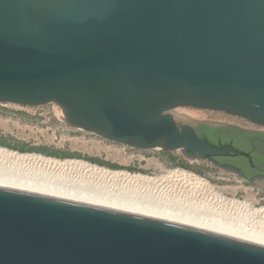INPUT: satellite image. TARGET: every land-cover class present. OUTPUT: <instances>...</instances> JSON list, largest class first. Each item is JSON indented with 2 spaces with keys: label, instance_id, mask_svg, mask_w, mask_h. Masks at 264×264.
Masks as SVG:
<instances>
[{
  "label": "water",
  "instance_id": "1",
  "mask_svg": "<svg viewBox=\"0 0 264 264\" xmlns=\"http://www.w3.org/2000/svg\"><path fill=\"white\" fill-rule=\"evenodd\" d=\"M0 103L59 104L73 127L264 186L219 164L239 151L197 126L249 149L235 129L176 113L264 126V0H0ZM0 264H264V245L0 187Z\"/></svg>",
  "mask_w": 264,
  "mask_h": 264
},
{
  "label": "bare ground",
  "instance_id": "2",
  "mask_svg": "<svg viewBox=\"0 0 264 264\" xmlns=\"http://www.w3.org/2000/svg\"><path fill=\"white\" fill-rule=\"evenodd\" d=\"M184 119L196 115L187 111ZM0 187L151 216L264 245V206L229 198L183 168L161 176L0 146Z\"/></svg>",
  "mask_w": 264,
  "mask_h": 264
},
{
  "label": "rangeland",
  "instance_id": "3",
  "mask_svg": "<svg viewBox=\"0 0 264 264\" xmlns=\"http://www.w3.org/2000/svg\"><path fill=\"white\" fill-rule=\"evenodd\" d=\"M181 110L194 113L196 118L193 121L220 122L228 124V126L264 131V126L249 120L187 107L178 108L176 111ZM1 138L11 143L27 144L30 147L45 146L82 155L81 157H65L67 159H81L95 164L89 158L99 157L119 165L118 168H111L96 163V165L111 170H125L131 173L161 176L172 172L176 168H183L208 181L223 196L249 202L257 208L264 206V186L260 184L241 179L236 175L205 163L192 161L183 156L179 150L137 149L73 127L62 121L59 104L47 103L38 106H23L0 103ZM6 148L19 153L42 154L31 150L20 151ZM42 155L47 157L45 154Z\"/></svg>",
  "mask_w": 264,
  "mask_h": 264
},
{
  "label": "flooded vegetation",
  "instance_id": "4",
  "mask_svg": "<svg viewBox=\"0 0 264 264\" xmlns=\"http://www.w3.org/2000/svg\"><path fill=\"white\" fill-rule=\"evenodd\" d=\"M203 125H208V124H204V123L199 124L197 126L199 133L201 132L200 128ZM208 126L216 127L212 125H208ZM230 127L235 130H239L241 132L251 133V136L248 139H246L249 141V149H247L248 154L242 155L240 150L231 141H224L225 145L233 146L239 151V153L235 156L225 155V156H215L214 158L219 162V164H229V165L238 166L242 171H244L247 174L249 178H252L256 175H263L264 174V132L250 131L246 129H241L236 126H230ZM216 142L220 144L222 143L220 139L219 141ZM99 159L100 161L106 163L105 166L107 165V163L113 164L107 160L101 158ZM214 165L216 168L224 170L220 165H216V164ZM238 177L250 182V180H248L243 176H238Z\"/></svg>",
  "mask_w": 264,
  "mask_h": 264
},
{
  "label": "trees",
  "instance_id": "5",
  "mask_svg": "<svg viewBox=\"0 0 264 264\" xmlns=\"http://www.w3.org/2000/svg\"><path fill=\"white\" fill-rule=\"evenodd\" d=\"M205 129H208L209 132H205ZM201 132L199 133L201 136H203L205 139L209 140L211 143L216 144L220 147L225 146L224 140L223 138L220 136L222 133L225 132L224 129H219V131H217L218 129H215L213 127H210L208 125H203L200 128ZM236 133H238L240 136H242L244 139H248L251 136V133H245V132H241L239 130H235ZM217 134L219 135V139L222 141V143H217V142H212V140L209 138V135L212 136V134ZM215 140V141H219ZM233 143V142H232ZM0 145L12 148V149H18L20 151H26V150H31V151H36V152H40L42 154H45L47 156H54V157H58V158H65V157H81L82 155H80L79 153H72V152H67V151H63V150H57V149H52L50 147H45V146H37V147H30L27 144H22V143H11L9 141H7L6 139H0ZM241 152L242 155H247V150L238 148ZM90 161L98 163V164H102L105 165L106 163L103 161H100V159L98 157H93V158H89ZM106 166H109L111 168H118L119 165L117 164H110L107 163Z\"/></svg>",
  "mask_w": 264,
  "mask_h": 264
}]
</instances>
